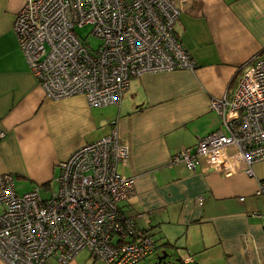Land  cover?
<instances>
[{
	"label": "crops",
	"instance_id": "obj_1",
	"mask_svg": "<svg viewBox=\"0 0 264 264\" xmlns=\"http://www.w3.org/2000/svg\"><path fill=\"white\" fill-rule=\"evenodd\" d=\"M23 2L0 0V174L24 184L18 193L50 188L59 162L115 121L129 146L118 170L135 185L121 205L153 237L156 259L166 249L181 264H264V191L257 193L264 159L253 163V176L225 175L202 159L194 170L172 162L220 127L211 100L234 86L242 64L264 54V0H190L175 31L197 68L134 76L119 106L102 107L83 95L44 96L13 30ZM67 264L107 263L82 249Z\"/></svg>",
	"mask_w": 264,
	"mask_h": 264
},
{
	"label": "built area",
	"instance_id": "obj_2",
	"mask_svg": "<svg viewBox=\"0 0 264 264\" xmlns=\"http://www.w3.org/2000/svg\"><path fill=\"white\" fill-rule=\"evenodd\" d=\"M189 1L24 0L13 30L46 98L83 95L90 106H119L134 76L197 68L175 31ZM85 24L95 47L76 31ZM238 72L234 86L210 102L220 127L172 162L194 170L202 159L225 175L243 169L253 176V163L264 159V54ZM128 157L112 121L109 133L59 162L58 190L49 197L38 187L18 193L12 176L0 174V264H67L82 249L107 264L154 255L153 237L121 205L135 192L133 178L118 170Z\"/></svg>",
	"mask_w": 264,
	"mask_h": 264
},
{
	"label": "rangeland",
	"instance_id": "obj_3",
	"mask_svg": "<svg viewBox=\"0 0 264 264\" xmlns=\"http://www.w3.org/2000/svg\"><path fill=\"white\" fill-rule=\"evenodd\" d=\"M90 30H91V25L90 24H85L84 26L78 27L76 29V31L82 37L87 38L90 41L91 45L93 47H95L98 44V40L95 37H93L92 35H90V33H89ZM15 186H16V190L18 192H23L24 191V188H23L24 184H15ZM40 189H41V191H40L41 195L43 197H48L52 193L57 192L58 184H52V187H50V188L41 187ZM168 253L171 254V255L167 256L162 262H158L157 259H156V255L154 254L153 256L145 257L144 260L140 264H152L153 262H155V264H181L177 260V258L175 256H173L172 253H170L169 251H168ZM50 261H51V264L55 263L54 259H50Z\"/></svg>",
	"mask_w": 264,
	"mask_h": 264
},
{
	"label": "water",
	"instance_id": "obj_4",
	"mask_svg": "<svg viewBox=\"0 0 264 264\" xmlns=\"http://www.w3.org/2000/svg\"><path fill=\"white\" fill-rule=\"evenodd\" d=\"M171 254L168 253V251L166 249H163L160 254L157 256V261L158 262H162L167 256H169Z\"/></svg>",
	"mask_w": 264,
	"mask_h": 264
}]
</instances>
